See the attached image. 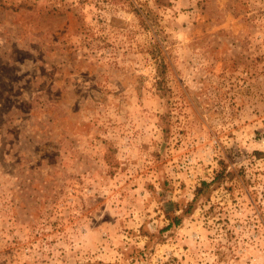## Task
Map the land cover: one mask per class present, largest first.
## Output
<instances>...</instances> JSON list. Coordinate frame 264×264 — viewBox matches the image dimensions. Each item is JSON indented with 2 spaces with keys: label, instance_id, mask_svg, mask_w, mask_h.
I'll list each match as a JSON object with an SVG mask.
<instances>
[{
  "label": "rangeland",
  "instance_id": "obj_1",
  "mask_svg": "<svg viewBox=\"0 0 264 264\" xmlns=\"http://www.w3.org/2000/svg\"><path fill=\"white\" fill-rule=\"evenodd\" d=\"M0 264H264V0H0Z\"/></svg>",
  "mask_w": 264,
  "mask_h": 264
},
{
  "label": "trees",
  "instance_id": "obj_2",
  "mask_svg": "<svg viewBox=\"0 0 264 264\" xmlns=\"http://www.w3.org/2000/svg\"><path fill=\"white\" fill-rule=\"evenodd\" d=\"M154 48H155V53H152V55H153L154 60L156 61L157 76H158V78H160L163 81L164 80V73H165L164 72V63H163V59L159 57L160 47H159L157 41L155 43ZM201 184H202V186H206V183H204V182H202ZM173 222H174V225H178L179 219L177 217H173Z\"/></svg>",
  "mask_w": 264,
  "mask_h": 264
}]
</instances>
